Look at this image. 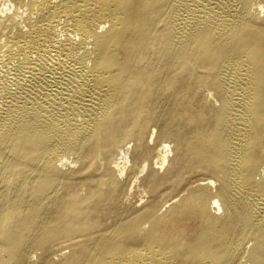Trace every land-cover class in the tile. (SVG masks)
Instances as JSON below:
<instances>
[{"label":"bare ground","instance_id":"bare-ground-1","mask_svg":"<svg viewBox=\"0 0 264 264\" xmlns=\"http://www.w3.org/2000/svg\"><path fill=\"white\" fill-rule=\"evenodd\" d=\"M0 264H264V0H0Z\"/></svg>","mask_w":264,"mask_h":264}]
</instances>
